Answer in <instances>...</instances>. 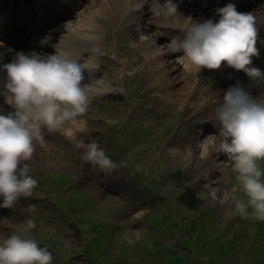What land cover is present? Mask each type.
I'll use <instances>...</instances> for the list:
<instances>
[{"label": "rangeland", "instance_id": "obj_1", "mask_svg": "<svg viewBox=\"0 0 264 264\" xmlns=\"http://www.w3.org/2000/svg\"><path fill=\"white\" fill-rule=\"evenodd\" d=\"M98 1L80 0L77 11L95 21L97 40L87 44L93 48L92 64L100 66L95 76L107 83L95 88L88 112L74 125L66 122L65 131L48 133L47 151H35L30 166L39 183L32 196L21 198L0 218V236L11 231L9 221L15 224L31 216L37 221L32 234L41 246L50 247L53 264H264V221L235 212V200L244 194L230 158L213 148L212 158L221 164L215 171L195 154L201 134H193V123L207 120L211 125L213 116L190 86L198 81L201 87L210 86L211 93L223 80L211 77L221 65L202 67L187 78L189 72L181 73L172 60L176 51L167 45L170 37L156 33L164 26L171 36H180L195 15L185 13L187 21L182 18L178 26L146 24L140 35L135 0L129 5L122 0ZM146 3L140 15L147 13L151 22L150 9L162 7L163 0ZM241 12L263 16L264 0ZM78 18L73 16L65 25L79 24ZM149 35L160 47L166 43L159 57L167 62L168 77L179 72V78L169 80L183 89L174 98L162 99L159 81L150 78L153 63L143 43ZM79 36L76 33L74 39L81 41ZM46 52L55 54L56 47ZM236 70L232 82H242L241 70ZM181 100L190 103L180 107ZM109 118L116 120L112 128ZM127 125L131 129L125 130ZM212 127L206 135L218 140L219 129L214 122ZM128 138L131 145L123 148ZM74 139L98 140L116 162L127 163L105 176L83 162V149L75 147ZM260 166L264 168V161ZM176 169L181 171L179 181L169 175ZM153 183L155 189H148Z\"/></svg>", "mask_w": 264, "mask_h": 264}, {"label": "clouds", "instance_id": "obj_2", "mask_svg": "<svg viewBox=\"0 0 264 264\" xmlns=\"http://www.w3.org/2000/svg\"><path fill=\"white\" fill-rule=\"evenodd\" d=\"M161 12L177 13L174 0H163L156 10ZM218 13V21L190 19L182 35L170 37L172 50H179L177 59L196 72L202 67L218 68L223 61L253 80L264 81V71L251 63L259 55L258 18L253 12L239 11L235 3ZM50 40V35L45 36L41 44ZM99 67L82 63L58 48L46 56L34 50H16L0 62L5 75L0 95L13 109L0 111V208L15 209L21 198L33 195L39 181L31 174L30 162L37 147L45 145L47 133L63 131L66 122L74 124L88 112L94 89L85 81ZM213 112L219 139L201 140L199 156L205 158L212 148L225 153L244 194L235 200V212L264 221V168L260 166L264 161V96H252L236 82L228 85L222 96H215ZM74 144L83 149V162L96 166L105 176L127 163L116 162L98 140L74 139ZM30 208L36 210L37 205ZM36 224L31 216L15 224L9 221L11 231L0 236V264H53L50 247L41 246L32 234Z\"/></svg>", "mask_w": 264, "mask_h": 264}, {"label": "bare ground", "instance_id": "obj_3", "mask_svg": "<svg viewBox=\"0 0 264 264\" xmlns=\"http://www.w3.org/2000/svg\"><path fill=\"white\" fill-rule=\"evenodd\" d=\"M41 1L44 2L45 0H41ZM46 1L48 2L49 0H46ZM122 1L124 4L126 3L129 5L131 0H122ZM126 1H128V2H126ZM132 1H134V0H132ZM141 1H143V0H137L135 2V6H136L135 11L140 12V13L136 14V18H137L136 23H138V24L141 23L144 25L145 23L149 22V19L146 16L144 18V16L140 15L142 13V7L140 6ZM180 1L187 4L189 7L188 9H190L191 11L195 10V7L198 4H202V6H199V7H201L200 9L201 10L203 9L204 11H206V6H204L205 0H178V2H180ZM10 2L11 3H18V0H11ZM98 2H101V0H99ZM19 3H22V1ZM55 3H59V1H55ZM75 3L77 4V2H75ZM62 5L63 4H58L57 6L61 7ZM160 8L161 7L159 6L158 8H155L154 11L151 10V12H152L151 17L153 18L154 22H156L157 24L160 22H161L160 24H164L165 22H168L166 24L173 26V25H179L180 22H183L182 18H185L184 21H187V19L185 17L186 12H184L183 9L178 4H176L177 13H175V14L168 15V14L161 12V19L163 21H160V14L156 13V10L160 9ZM1 9H3V7H1ZM66 9H69V11L73 10L72 7L66 8ZM15 11H17V9H15ZM18 12H20V10H18ZM3 15H4V12L1 11L0 16H3ZM77 16H79V18L77 19V22H79V24H75V25H64L63 24L61 26H56V27L52 28L51 30H49L48 34L37 35L36 40L38 41V44H34L36 47H34L32 50L40 53V51L44 50L45 48L46 49L50 48L51 45H53L55 47V45L58 44L57 48L62 53L70 55L72 58L78 59L80 61H82V59H84V58H88V60L85 61L84 63L92 64L94 52H93V48H90L87 43L90 40H97V36L95 35V23H94L95 21L93 19H91L92 17H90L88 15H84L82 13H78ZM139 16H140L141 20L138 21ZM19 17H20V19L22 18V16H19ZM32 18H35V16H33ZM262 19H264V18H262ZM84 21H85L86 27H85V24L83 25ZM189 22L186 24L187 27L189 25ZM35 24H36V22L32 23V26H34ZM29 25H31V23H29ZM33 28L34 27H32V29ZM87 28H89L90 30H86ZM142 28H143V26H142ZM142 28H141L140 33H143ZM76 33H79L81 35V36H79V37H81V41H77L76 39H74V36H76ZM158 33H161V34L165 35L166 37H172L170 35L171 33H169V31L164 32V31L159 30ZM2 35H4V33H2ZM49 35L51 36V40L49 41V43L46 45L41 44V40L45 36H49ZM153 38L154 37L151 36V37H146L143 39V43H144L145 49L147 50L149 60L151 61V64L153 63V65H151V69L149 70L151 72L150 78H151L152 82L159 81V85H161V87H162V89H161L162 92L160 94V97L162 99L174 98L175 94L181 93V90H183V89H182L180 84L176 85V86H172V84H174L173 83L174 81L170 82L169 80L170 79L175 80V79L179 78V72L177 74L176 73L173 74V77H168L169 75H167V67H168L167 62H165V60L163 61V59L159 57V53L166 46V43H164L165 46L160 47V46L153 43ZM56 41H58L57 44H56ZM77 42H79V43H77ZM167 45H169V43H167ZM57 48H56V52H57ZM41 53H43V52H41ZM177 55H178V53L175 54V56L173 57V59H172L173 62L175 61L177 66L181 67L180 68L181 73L183 72L184 75L189 72V77H187V78H191L192 75L195 73V69L189 70L188 68H186L177 59ZM10 57L11 56L9 54H7L5 52H0V62L7 61ZM259 68L262 70L261 66H259ZM224 72H226L227 76H233V78H231V77L226 78V76H225L223 79L222 77H223ZM229 73H230V75H229ZM242 75H243L244 79H243V83H241L240 85L246 91H248L254 97L264 96V81L253 80L252 78L247 76V74L244 72ZM211 77L215 80H219L221 78L223 79V81L221 82L222 84L215 86L212 89L211 93H210V86L209 87H204V86L201 87L200 82H198V81L195 82L196 84H193L190 87H191L192 91L197 92V94L200 97H203L202 99L204 101H206L204 103V105L206 106V111H209V114L210 113L212 114L213 118H211V119L214 121V112H213V108H210V102L211 101L215 102V96L216 97L222 96L224 89L228 85L233 84L231 80L234 79V69L231 66L225 65L223 62V66L218 71L213 72ZM4 79H5L4 72L2 69H0V87H2ZM85 83H91V86L93 89H95L94 88L95 83L106 84L105 81H102L101 79L97 78L95 76V74L93 77H90V79L86 80ZM198 83H199V85H198ZM197 85H198V87H197ZM185 91H187V90H185ZM91 98H92V96H91ZM189 103H190L189 101L186 102L185 100H181V101H179L178 104L180 107H184ZM0 111L8 112L10 110H8L5 106L4 107L0 106ZM193 121H196V119H194ZM206 122H207V120L196 121L197 124H195V130L193 131L194 133L200 132V134H201V136L198 137V141L196 140V148H195V154H196L197 158H199V160L204 159V158H201L199 156V143H200V141L210 139V136L206 135V133H208V130L206 129V127H204L205 124H202V123H206ZM67 130L68 131L71 130V126H69L67 128ZM47 136H48V133L46 134V137ZM43 150L47 151L46 146L45 147L38 146L36 149V151H40V152ZM213 153H214V150L212 148V149H210L209 154L205 157V159H210V163H213L212 162V159H213L212 154ZM213 164H215V163H213ZM117 190H119V189L117 188Z\"/></svg>", "mask_w": 264, "mask_h": 264}]
</instances>
